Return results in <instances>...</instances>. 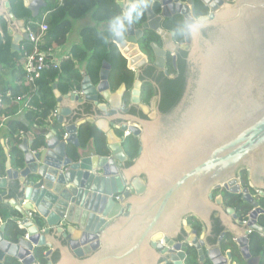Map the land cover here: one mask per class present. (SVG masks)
Returning <instances> with one entry per match:
<instances>
[{"label": "water", "instance_id": "95a60500", "mask_svg": "<svg viewBox=\"0 0 264 264\" xmlns=\"http://www.w3.org/2000/svg\"><path fill=\"white\" fill-rule=\"evenodd\" d=\"M13 1L0 0V22L19 52L29 37ZM21 1L32 19L47 7L44 0ZM116 3L122 17L111 25L112 43L127 64L124 79L104 62L97 83L82 72L76 91L62 94L55 85L63 137L52 130L40 149L23 139L19 169L4 148L0 203L17 213L21 234L8 241L6 224L0 226V264H184L175 241L188 217L208 228L192 243L200 264H251V239L264 237V206L256 201L264 205V0ZM137 9L144 12L139 28L132 19ZM177 19L182 42L168 28ZM180 52L186 53L185 88L162 114L156 101L151 109L141 102L142 75L147 68L166 70L169 60L176 71ZM94 129L105 138V154ZM82 133L90 136L85 145ZM130 137L140 149L127 167ZM222 187L244 194L245 215L228 209L227 216L221 198L213 202ZM214 213L229 239L206 246Z\"/></svg>", "mask_w": 264, "mask_h": 264}, {"label": "trees", "instance_id": "16d2710c", "mask_svg": "<svg viewBox=\"0 0 264 264\" xmlns=\"http://www.w3.org/2000/svg\"><path fill=\"white\" fill-rule=\"evenodd\" d=\"M44 1L47 4L46 9L43 10L39 18H31L29 24L33 25L32 28L39 34V24L43 20L49 25V30L41 36V49L46 52L56 50L67 42V37L73 28L71 20H80L91 15L96 23L105 24L106 29L98 31L95 28H86L83 31L84 48L74 49L71 57L61 61L59 69H49L42 73L40 79L37 81L36 88L38 93L45 95V99L41 101L34 94L33 103L37 107V112L27 115L24 121L15 119L19 111L15 100L17 97L32 96L34 88L26 80L23 70L25 64L23 54L20 57L17 56V52H12L10 45L6 43V39H8L7 34L0 39V63L4 64V70L8 71L12 69L14 79L16 80V85L8 86L5 84L7 82L3 77L4 72L0 74V94L3 96L2 106L0 107V127L7 121L8 131L3 137L9 140V154L14 169L22 168L24 162V156L20 150L23 141V139H20V133L32 137L34 149H40L46 145V137L50 130H55L61 138L63 137L62 128L54 119L57 108L54 86L58 85L62 94L79 89L83 77L76 69V63L86 64V75L93 82H98L103 63L108 62L111 65L113 64L111 43L113 32L111 25L122 17V11L116 3L117 0H62L61 9H58L59 0ZM14 7L16 15L19 18H24L28 13L23 7L21 0L18 3L15 2ZM51 11H54L55 15L46 18L47 13ZM206 14V12L201 13V15ZM132 19L138 28L141 27L144 22V12L141 9L135 10L132 14ZM3 25V31L6 33V25L4 23ZM168 28L177 32L179 42L183 41V23L181 19H177L172 24H169ZM23 47L28 50L31 49L28 42L24 43ZM183 56L185 58L186 53ZM177 69V72H175L177 76L174 80L164 79L163 106L161 107L163 113L171 111L178 104L185 88L186 66L182 59H179ZM8 92H10V97L7 96ZM89 128L92 129L91 127ZM93 135L99 152L105 154L104 136L95 129L93 130ZM89 139L90 136L87 134L82 133L80 135V141L83 145L87 144ZM139 149L138 139L131 137L127 139L124 144V152L129 158L127 167L133 165V161L138 156ZM6 162L7 157L0 135V176H5ZM234 203L237 207L240 206V202L234 201ZM17 216V213L10 206L0 204V219L6 223L4 234L7 240L10 238L16 239L21 234L18 225L11 220ZM250 252L253 258L262 260L260 264H264V238L254 235L251 239ZM54 261H58L57 256L54 258ZM7 264L11 263L7 262ZM193 264H196V262L194 261Z\"/></svg>", "mask_w": 264, "mask_h": 264}, {"label": "flooded vegetation", "instance_id": "af4514ba", "mask_svg": "<svg viewBox=\"0 0 264 264\" xmlns=\"http://www.w3.org/2000/svg\"><path fill=\"white\" fill-rule=\"evenodd\" d=\"M19 1L20 0H15L12 2L11 10H12V13H14L15 15H16V10H15L14 5H15V2L18 3ZM22 5H23V3H22ZM27 12L28 13L26 14V16L24 18L17 17L18 21L23 20L25 22V25L18 24V26H24V28L28 27V23H29V20L32 18V16H31L32 14L28 10H27ZM42 12H43V10H41L40 15L42 14ZM3 28H4V25L2 22H0V39H2L4 37V35L7 34V30L5 33L3 31ZM183 54H184V52H180L178 54L177 64H178L179 59H182L185 63L186 57L184 58ZM185 66H186V63H185ZM125 69H127V64H126L124 69H121L120 72L124 71ZM177 70L176 71L174 70V67L172 65L171 60H169V62L166 64V70H164V71L158 72L152 68H147L144 71V73L142 75V79H141V81L144 83L143 95L141 98V102L143 104H145L146 106H148V108L151 109V104L154 101H156V108H158L162 114H166V113L162 112V108H161L163 106V83H164V79L167 78L165 71H167L170 75H174L176 78L177 75L175 72H177ZM112 73L115 76L118 75L122 79V75H121L122 73H119L114 67H113ZM125 73H126V71H125ZM142 117L144 119H147V117H145V116H142ZM239 178L241 180L242 187H244V184L246 182L248 183L247 172L246 171L241 172ZM245 185H247V184H245ZM212 194H213V202L214 203L216 202V200L218 198H221L222 207L224 208V211L226 214H227L228 209L235 210L238 215L243 216L246 214V210L248 209V206L245 203L244 194L243 195H232L223 187L219 188L217 190H214ZM253 195H255V194L253 193ZM234 201H238V203L240 202V206L237 207L236 204L234 203ZM256 201H257V203H259V205H262V207L264 206L263 203L258 198H256ZM227 216H228V214H227ZM217 217H219L218 214L214 213L212 218H211L210 236L207 238L208 243L206 244V246L207 245L214 246L216 243L219 242L220 239H224V240L229 239L228 234L225 232L224 229L221 228L222 222H220L219 218H217ZM186 222H187V225L183 227L182 232L179 234V236L177 237V240L175 242H176V245L179 247L178 250L183 255H185L184 264H193L194 261L196 262V264H200L199 263V252L192 243H194L195 240L196 241L200 240L202 235H204L208 232V230H207L208 228L205 225H203L196 217H188V218H186ZM259 224L262 227H264L263 218L259 219ZM187 228H189L190 231H188ZM255 235L264 238L260 234H255ZM162 257H163V255H162ZM252 259L253 260H252L251 264H260L261 263V260H259L258 258L252 257ZM159 264H168V263L166 260H161ZM203 264H210V263L208 262V260H206L205 263H203Z\"/></svg>", "mask_w": 264, "mask_h": 264}, {"label": "crops", "instance_id": "0c3cea01", "mask_svg": "<svg viewBox=\"0 0 264 264\" xmlns=\"http://www.w3.org/2000/svg\"><path fill=\"white\" fill-rule=\"evenodd\" d=\"M61 7H62V0H59L58 9H61ZM54 15H55L54 11H51V12L47 13V16L45 14L46 18L49 17V16H54ZM71 22H72L73 28H72L71 33L67 37V42L63 46H60L56 50L52 51V58L57 59L60 62L62 60H64V59H68L69 57H71L72 56V52H73L74 49H76V48L77 49L84 48L83 31L86 28H95L98 31H103V30L106 29L105 24L96 23L92 19L91 15H88V16L84 17L83 19H80V20H71ZM77 26H80V27L77 29ZM6 43H7V45L9 44L10 47L12 46L11 40L9 38L6 39ZM111 43H112V41H111ZM23 48L24 47L22 45L21 50L19 52H17V56H20V57L22 56ZM11 50H12V47H11ZM12 52L14 53L13 50H12ZM112 59H113L112 66L119 73H122L121 75H122V79H123L126 69L124 71H122V72H120V71H121V69L125 68L126 63H125V61H123V58H121V54L118 52V50L113 45V43H112ZM76 69L80 73H82V72L86 73V64L76 63ZM23 70H24V68H23ZM3 72H4L3 77H4L5 81L7 82L5 84H7L8 86L9 85H12V86L16 85V83H15L16 80L14 79V75H13L12 69H9L8 71L4 70V64L0 63V74H3ZM121 80H116V82L114 83V87L115 88L118 87L121 84ZM57 89L60 91V87L58 85H57ZM8 94H10V92H8L7 95ZM36 96L41 101H43L45 99V95L43 93H41V94L37 93ZM16 105L19 107V111H18V114L15 117V119L16 120H20V121H24L25 117L27 115L31 114V112L21 111V105H19V104H16ZM6 122L7 121H5L4 124L0 127V135L2 137L3 148H7L8 152H9V140L4 139V137H3L5 135V133L8 131ZM51 131L52 130H50L49 133ZM20 135H21L22 139H27L28 141L33 142V139H32L31 136L30 137L26 136L23 133H20ZM0 193H2V192H0ZM11 220H13L18 225V227L20 228V226H19L20 221H18L16 219V217H13ZM2 224L4 225L6 223H4L0 219V226ZM14 239L15 238H10L8 241L14 242L15 241Z\"/></svg>", "mask_w": 264, "mask_h": 264}, {"label": "built area", "instance_id": "2783aa9c", "mask_svg": "<svg viewBox=\"0 0 264 264\" xmlns=\"http://www.w3.org/2000/svg\"><path fill=\"white\" fill-rule=\"evenodd\" d=\"M49 30V25H47L46 21L43 20L40 24V34L36 33V31L32 28L30 24L27 27V33L29 37V44L31 49L23 48V56L25 58L24 64V72L26 76V80L32 85L34 88V93L32 96L26 97H17L15 100L16 104L21 105V111L25 112H37V107L33 103V96L34 94L37 95V88L36 84L37 81L40 79L42 73L49 69H59L60 61L57 59L52 58V51H44L41 49V36ZM181 45V44H178ZM41 94V93H40ZM10 97V94L7 95ZM3 96L0 94V107L2 106ZM57 114H54V119H56ZM22 139V138H20ZM118 200L120 196H115ZM30 216H33L30 214ZM37 215H34V218ZM21 227V223H19Z\"/></svg>", "mask_w": 264, "mask_h": 264}, {"label": "rangeland", "instance_id": "374dc122", "mask_svg": "<svg viewBox=\"0 0 264 264\" xmlns=\"http://www.w3.org/2000/svg\"><path fill=\"white\" fill-rule=\"evenodd\" d=\"M95 23V22H94ZM80 26H77V29L79 28Z\"/></svg>", "mask_w": 264, "mask_h": 264}, {"label": "bare ground", "instance_id": "6f19581e", "mask_svg": "<svg viewBox=\"0 0 264 264\" xmlns=\"http://www.w3.org/2000/svg\"><path fill=\"white\" fill-rule=\"evenodd\" d=\"M32 23V22H31ZM40 25V24H39ZM33 26V25H32ZM38 26V25H37Z\"/></svg>", "mask_w": 264, "mask_h": 264}, {"label": "clouds", "instance_id": "9594fccd", "mask_svg": "<svg viewBox=\"0 0 264 264\" xmlns=\"http://www.w3.org/2000/svg\"><path fill=\"white\" fill-rule=\"evenodd\" d=\"M29 24V23H28ZM28 43H29V41H28Z\"/></svg>", "mask_w": 264, "mask_h": 264}]
</instances>
